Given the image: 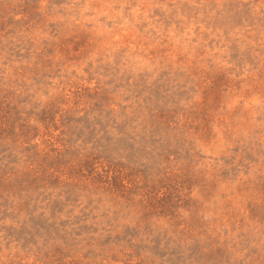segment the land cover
Listing matches in <instances>:
<instances>
[{
    "label": "rangeland",
    "instance_id": "374dc122",
    "mask_svg": "<svg viewBox=\"0 0 264 264\" xmlns=\"http://www.w3.org/2000/svg\"><path fill=\"white\" fill-rule=\"evenodd\" d=\"M0 264H264V0H0Z\"/></svg>",
    "mask_w": 264,
    "mask_h": 264
}]
</instances>
